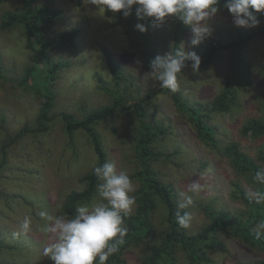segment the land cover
Masks as SVG:
<instances>
[{
    "label": "rangeland",
    "instance_id": "1",
    "mask_svg": "<svg viewBox=\"0 0 264 264\" xmlns=\"http://www.w3.org/2000/svg\"><path fill=\"white\" fill-rule=\"evenodd\" d=\"M223 3L218 5L220 11L209 19L213 29L211 36L191 49L187 44L190 28L175 17L166 18L159 26H154L149 18L147 31L141 33L135 29L138 22L135 14L124 18L121 13L97 10L90 0H53L52 6L62 7L65 16L48 29V35L53 37L69 25L78 28V34L73 42L48 50L52 59L69 61V65L58 70L52 82L54 104L51 112L54 118L49 129L44 133H27L11 144L6 150V161L0 167V241L3 242L0 264H52L43 255L44 247L51 242V234L42 230L45 221L38 212L74 215L78 205L68 210L63 207L64 200L69 193L83 190L85 182L80 177L91 171L97 162L85 131L76 130L73 143L69 144L62 122L55 115L67 111L80 118L87 111L111 101L112 97L101 88L102 81L112 84V80L100 45L113 52L129 76L127 86L123 82L122 88L128 99L134 101L137 96L158 87V82L145 74L150 71L152 59L173 50L175 35L179 37V49L194 50L199 56L211 39L226 42L235 36L237 26ZM21 4L22 0H0V22L3 13L19 11ZM141 35H145L146 40H142ZM243 54L249 63L250 84L247 87L237 84L236 102L227 111L209 113V123L216 127L215 147L198 140L188 118L177 110L168 93H157L142 104L144 110L166 129V133L152 144L165 155L152 161V166L160 179L172 184L178 204L180 193L187 191L193 179L199 178L205 185L201 194L194 197V204L186 208L193 217L187 229L190 232L201 231L207 224L205 209L209 205L216 210L227 209L234 215L247 217L249 207L236 193L235 184L248 192L256 189V183L250 172H240L232 165L224 154L226 145H236L264 169V161L258 158L264 149V134L241 132L250 119L264 121V38H253L243 49ZM28 64L29 52L24 46L21 27L0 28V144L23 124L32 126L38 111L40 87L34 78L20 84ZM232 69V51L220 49L211 63L207 67L200 66L198 72L194 73L190 65L182 70L178 75L179 92L189 103L210 105L221 89L225 75ZM137 111L138 108L118 110L95 125L106 162L114 161L117 170L126 171L135 187L137 181L132 174L138 168L133 154V139L138 130ZM99 199L96 190L89 201L81 204H91ZM158 208L151 216L149 236L115 255L119 264H154L150 260L152 245L161 243L166 228L164 211L162 207ZM25 215L32 217L31 230L14 235L20 232L19 226ZM260 220L264 218L251 220L253 230ZM218 239L225 250L203 244L200 249L208 262L197 264H252L264 257L260 248L246 244L229 228L219 230ZM177 256L180 264H191L186 252L178 251Z\"/></svg>",
    "mask_w": 264,
    "mask_h": 264
},
{
    "label": "trees",
    "instance_id": "2",
    "mask_svg": "<svg viewBox=\"0 0 264 264\" xmlns=\"http://www.w3.org/2000/svg\"><path fill=\"white\" fill-rule=\"evenodd\" d=\"M223 1L220 0V2ZM52 3L53 0H22V7L19 11H6L1 18V29H10L15 26H20L22 29L24 46L29 52V64L25 68L20 84H24L34 78L36 84L40 87L41 101L32 121V126L28 123L23 124L6 141L1 142L2 160L0 161V167L6 161V150L11 144L27 133L46 132L54 118L51 112L54 104L51 90L52 82L56 78L58 70L69 65V61L52 59L48 54V50L55 45L73 42L78 34V28L69 25L55 36L50 37L47 32L48 29L65 16L64 9L52 6ZM133 14H135V7L132 10ZM258 15H260L261 24L257 29L247 30L236 27L235 36L231 40L222 42L211 39L208 45L201 49V67H207L220 49L231 50L233 53V69L225 75L222 87L210 105L199 102L189 103L179 91L171 93L168 89L161 88L158 81V87L155 91H148L145 95L137 96L134 101H130L132 99H128V95L126 96V93H123L122 88L123 82L127 86L129 76L124 72L113 52L107 46L100 45L112 80V84L102 81L101 88L112 97L111 101L87 111L80 118L67 111H61L55 115L62 122L69 144L73 143L76 130H84L89 136L97 157V162L94 166L96 167L106 162V153L101 146L99 133L96 131L95 125L102 120L110 118L118 110L130 111L138 108V130L133 139V154L138 168L132 174L137 181L136 191L134 192L136 206L134 213L125 220L129 229L125 243L119 246V251L116 254L109 257L106 264H119L115 260V255L121 253L123 248L131 244H139L149 236L152 229L151 216L156 209H159L158 207H162L164 211L166 228L161 243L152 245L150 260L154 264H180L177 256L178 251L186 252L187 259L191 264L206 263L208 258L203 255L200 249L201 245L211 244L214 247L225 250V247L218 239V232L227 228L246 244L257 246L264 252V235L257 238L255 231L250 226L253 218H264V203L257 205L249 202L245 195L246 191L237 183L235 184L236 193L249 207L246 218L232 214L231 210H216L209 205L205 209L208 222L201 231L190 232L177 224L175 214L178 210V202L174 188L170 182L160 179L157 171L152 166V161L158 160L165 155L161 151L155 150L152 144L158 136L166 133V129L161 122L147 113L142 106L143 103L152 99L155 94L168 93L177 110L188 118L198 140L201 143L215 147L216 127L209 123V113L212 111H227L236 102L237 84L239 83L243 87H247L250 84L249 63L243 54V49L253 38L257 36L264 38V14ZM142 23L148 26L150 23L149 18L143 20ZM141 36L142 40H146L145 35ZM178 39V35H175L173 52L179 49ZM186 64L190 65L191 62L186 61ZM38 70H41V73H37ZM241 132L252 135L264 134V121L250 119L242 127ZM224 154L229 158L236 170L240 172H250L254 177L255 172L260 169V166L236 145H226ZM258 158L264 161V149L261 150ZM93 169L80 177V180L85 182L83 190L69 193L64 200L63 207L72 210L76 205L89 201L94 196L97 184L100 181L95 177ZM256 189L264 191V185L256 183ZM180 211L183 213L187 209ZM2 244L3 242L0 241V247ZM252 264H264V257Z\"/></svg>",
    "mask_w": 264,
    "mask_h": 264
},
{
    "label": "clouds",
    "instance_id": "3",
    "mask_svg": "<svg viewBox=\"0 0 264 264\" xmlns=\"http://www.w3.org/2000/svg\"><path fill=\"white\" fill-rule=\"evenodd\" d=\"M90 4L97 10L121 13L124 18L130 17L135 7L138 21L135 29L141 33L147 31V26L139 21L151 18L152 24L159 26L166 18L175 17L190 28L187 44L191 49L211 36L213 29L209 19L220 11V0H90ZM223 7L237 27L250 29L261 24L258 14H264V0H224ZM186 61L191 62L194 73L199 71L201 57L197 52L177 49L152 59L150 71L145 76L158 81L161 88L176 93L180 90L178 75L189 66ZM93 173L100 181L97 184L98 201L78 205L74 215L38 212L45 221L42 230L51 234V242L44 247L43 255L52 264H106L125 243L129 231L125 220L136 206V197L132 195L136 191L135 184L126 171L117 170L114 161L94 167ZM253 181L264 185V169L255 172ZM204 188L205 185L196 178L188 184L186 192L180 193L181 202L177 205L175 219L181 228L188 229L193 217L190 212L181 213L180 210L192 206L194 197ZM245 195L249 202L264 203V191L260 189L249 190ZM19 227L20 232L14 235L28 233L32 228V217L25 215ZM254 231L257 238L264 235V220L257 222Z\"/></svg>",
    "mask_w": 264,
    "mask_h": 264
}]
</instances>
